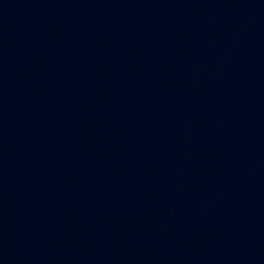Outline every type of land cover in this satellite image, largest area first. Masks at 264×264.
Wrapping results in <instances>:
<instances>
[{
	"label": "water",
	"instance_id": "obj_1",
	"mask_svg": "<svg viewBox=\"0 0 264 264\" xmlns=\"http://www.w3.org/2000/svg\"><path fill=\"white\" fill-rule=\"evenodd\" d=\"M0 264H264V0H0Z\"/></svg>",
	"mask_w": 264,
	"mask_h": 264
}]
</instances>
